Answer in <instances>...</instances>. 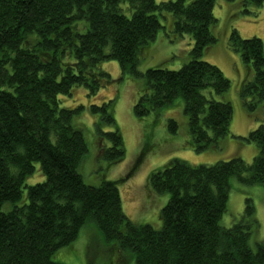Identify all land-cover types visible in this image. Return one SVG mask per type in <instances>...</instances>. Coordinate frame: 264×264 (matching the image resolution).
<instances>
[{
	"label": "trees",
	"instance_id": "16d2710c",
	"mask_svg": "<svg viewBox=\"0 0 264 264\" xmlns=\"http://www.w3.org/2000/svg\"><path fill=\"white\" fill-rule=\"evenodd\" d=\"M216 1L0 0V264H62L53 259L55 252L71 245L91 221L117 250L129 251L135 264H264V241L255 250L250 245L251 224L257 223L251 198L239 222L221 225L232 178L264 185V112L259 127L239 136L258 148L251 164L238 156L199 165L174 158L151 174L153 189L169 195L162 227L155 229L127 217L121 180L84 182L79 167L88 143L76 121L84 106L64 105L78 87L94 97L111 85L114 79L102 63L117 60L123 77L143 78L137 117L182 98L193 148L219 147L234 109L216 98L230 89V80L202 59L217 41ZM263 3L243 0L245 8ZM164 13L172 14L175 33L192 38L190 59L177 70L142 72L140 57L163 28ZM228 46L253 69L240 92L253 114L264 107L263 41L233 29ZM115 103L90 106L97 117L98 156L109 165L126 154ZM168 128L176 134L177 121L169 119ZM37 164L44 180L27 184Z\"/></svg>",
	"mask_w": 264,
	"mask_h": 264
},
{
	"label": "rangeland",
	"instance_id": "374dc122",
	"mask_svg": "<svg viewBox=\"0 0 264 264\" xmlns=\"http://www.w3.org/2000/svg\"><path fill=\"white\" fill-rule=\"evenodd\" d=\"M163 1L168 0H156L157 3ZM187 1L189 3L192 0ZM213 14L217 19L213 28L217 41L204 50L202 59L218 66L230 80V89L216 98L231 102L234 109L230 132L216 149L208 148L198 152L193 148L182 98H177L159 112L154 111L145 117H137L134 106L139 99L143 78L130 74L123 77L117 60L102 63V69L114 79L111 85L101 89L94 97L87 95L85 87H78L73 96L64 101L65 106H84L76 117V121L81 123L79 126L85 128L84 134L88 143V152L79 167L84 182L98 186L104 179L121 180L119 190L123 210L127 217L138 225L150 224L155 229L162 227L160 215L169 195L157 193L150 184V176L171 159L199 165L214 164L238 156L251 164L258 153L255 144L240 137L247 136L250 131L261 125L264 107L251 114L244 106L240 95L242 82L247 76L252 78L254 73L253 69L243 62L240 54L229 48L228 41L232 30L237 29L242 38L257 37L262 39L264 44V3L259 8H245L243 0H217ZM162 16L160 20L163 28L140 57L138 68L142 72L150 67L177 70L190 59V50L194 45L192 38L187 34L179 36L175 33L171 13H164ZM110 99L116 101L114 114L126 151L124 159L112 165L98 156L99 145L94 131V121L97 117L90 110L92 104H101ZM169 119H175L178 123L176 134H172L168 128ZM43 180L44 176L37 164L36 172L27 180V184L32 185ZM247 198L253 200L255 208L251 220H257V223L251 224L250 236V245L255 250L258 243L264 241L263 184H244L232 178L227 209L221 219V225L232 227L242 219ZM249 218L250 216L248 220ZM114 245V242L104 239L97 225L91 221L83 226L78 238L71 245L57 250L53 259L62 264H135V259L129 251L121 252Z\"/></svg>",
	"mask_w": 264,
	"mask_h": 264
}]
</instances>
